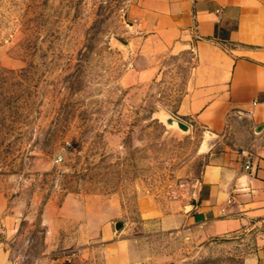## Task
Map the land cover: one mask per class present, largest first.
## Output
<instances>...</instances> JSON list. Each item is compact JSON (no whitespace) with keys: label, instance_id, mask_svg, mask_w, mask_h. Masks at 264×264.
Here are the masks:
<instances>
[{"label":"rangeland","instance_id":"rangeland-1","mask_svg":"<svg viewBox=\"0 0 264 264\" xmlns=\"http://www.w3.org/2000/svg\"><path fill=\"white\" fill-rule=\"evenodd\" d=\"M137 1L0 0V193L20 250L42 260L52 243L54 260L126 264L130 242V264H252L262 216L221 236L158 228L190 209L210 153L239 149L248 124L228 117L218 130L178 115L194 53L127 25ZM166 114L189 131L166 127Z\"/></svg>","mask_w":264,"mask_h":264},{"label":"crops","instance_id":"crops-1","mask_svg":"<svg viewBox=\"0 0 264 264\" xmlns=\"http://www.w3.org/2000/svg\"><path fill=\"white\" fill-rule=\"evenodd\" d=\"M128 16L137 33L150 34L164 49L194 53L196 66L190 92L178 111L181 118L191 117L218 130L226 127L228 117L248 124L239 149L210 153L190 209L163 215L159 230L199 226L211 236H221L264 217V0H138ZM243 150L252 153L249 170ZM9 205L0 193V264H85L79 255L73 262L71 256L54 260L52 243L40 255L42 260L32 256V262H26L31 254L20 250V223ZM67 220L58 219L65 224ZM48 224L52 236L57 235L58 229ZM132 244L127 245L126 264L135 257ZM121 259L110 257L107 262L117 264ZM252 264H264V247Z\"/></svg>","mask_w":264,"mask_h":264},{"label":"water","instance_id":"water-1","mask_svg":"<svg viewBox=\"0 0 264 264\" xmlns=\"http://www.w3.org/2000/svg\"><path fill=\"white\" fill-rule=\"evenodd\" d=\"M127 18H128V12H126L124 15V21L127 25L132 26L133 23L128 22ZM117 46L120 49H123L124 51H128V46L122 42H118ZM160 120L168 128L178 129V130L182 131L183 133H186L189 131L188 125H186L185 123H183L182 121H180L179 119H177L171 115H167V114L162 115ZM261 130H262V128L257 130V133L260 132ZM213 136H214V134L210 132L209 137H213ZM122 226H123V224L121 222H118L116 224V230L119 231L122 228Z\"/></svg>","mask_w":264,"mask_h":264},{"label":"built area","instance_id":"built-area-1","mask_svg":"<svg viewBox=\"0 0 264 264\" xmlns=\"http://www.w3.org/2000/svg\"><path fill=\"white\" fill-rule=\"evenodd\" d=\"M241 155L245 159L246 169L249 170L252 166V153L248 150H243L241 152ZM59 161H61V158L59 159Z\"/></svg>","mask_w":264,"mask_h":264}]
</instances>
